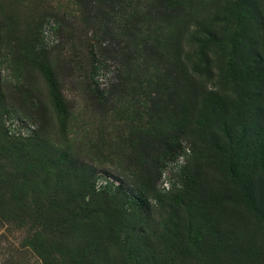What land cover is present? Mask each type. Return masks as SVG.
I'll use <instances>...</instances> for the list:
<instances>
[{"label": "rangeland", "instance_id": "374dc122", "mask_svg": "<svg viewBox=\"0 0 264 264\" xmlns=\"http://www.w3.org/2000/svg\"><path fill=\"white\" fill-rule=\"evenodd\" d=\"M244 1L0 0L2 125L30 157L27 181L5 198L0 264H43L30 243L43 222L70 226L73 195L126 212L130 239L161 259L264 264V0ZM18 39L43 51L60 107L47 77L18 58ZM48 159L58 178L44 183ZM234 159L249 164L245 187ZM193 227L207 235L199 252H165ZM76 228L65 248L124 264L102 216Z\"/></svg>", "mask_w": 264, "mask_h": 264}, {"label": "trees", "instance_id": "16d2710c", "mask_svg": "<svg viewBox=\"0 0 264 264\" xmlns=\"http://www.w3.org/2000/svg\"><path fill=\"white\" fill-rule=\"evenodd\" d=\"M241 1L245 2L244 0ZM123 22H127V19H124ZM139 24L140 20H137V25ZM1 28H3V26H1ZM134 29H136L135 26L129 30ZM35 48L37 47L34 45V42L18 39V44L16 46L18 58L20 60H24L25 64L28 63L31 66L37 67L41 73L47 77L53 100L57 106L60 107L61 94L58 89L55 74L53 73L51 67L48 66L46 62L42 61L44 56L43 51H40L38 54H36L37 49ZM5 105V97L0 85V221L5 220V198L11 193L10 183L26 182V175L29 174L30 165L29 153L25 151L26 147L29 146L27 140L12 139L11 137L7 136L6 133H4L2 116L4 112H6L4 111ZM230 155H234V153L230 152V149L228 148L225 156H228L227 158L229 159ZM234 161H236L235 164H238V168L236 172L232 169V179H235L239 185L245 187V184L248 183L246 179V170L248 169L249 164L245 163L246 161L241 159H234L233 162ZM44 166L45 167L41 169L39 168L38 171V176L42 174L45 175L41 179V182L45 183V181L50 177L55 179L58 178V175L55 173V169L59 167L58 163L55 164L50 161V159H48ZM21 167H23V170L25 171L22 177L16 174L19 172ZM257 185L259 186V190L264 192V176L260 173L257 175ZM262 192L261 194L263 195L264 193ZM89 193L90 194H88V196H91L93 191L91 190ZM56 196L57 193H50L48 197V205L50 209L59 207L57 203H54ZM98 196L100 197V194H98ZM247 200L249 202H253L254 199H251L250 196H247L245 198V202ZM93 205L94 204H92L90 201L79 199L76 195H73L72 199L67 204V215L65 219V223L70 224V226H54L52 230L47 231L45 228V223H42V229L36 233L34 242L30 243V248L39 254L43 264H89L85 263L84 261L90 256V248H88L87 251L83 246L78 248L76 247V249L72 247L65 248L67 244L64 243L62 239H64V237L70 238L76 233L75 230L77 229V226L79 227L81 225H87L88 223L90 224L92 218L94 217L95 219L98 216L103 217V220L108 227L107 233L105 232V237L107 234L108 238L106 239L109 241L111 237V242L122 255L124 264H178L167 259H161V250H159V248H153V246L151 244L149 245V243L142 245L134 244V242L130 239V232L133 229H131L129 226L128 215L126 212L121 210L118 212L119 214H117L114 211H110V208L106 205L96 207ZM45 220L46 218L44 221ZM98 232L101 234L100 230ZM44 235H50L52 237V241L58 239L61 240L59 247L56 245V243L53 245H46L45 243L47 239L44 237ZM179 236L186 238L187 243L185 242L182 245L177 235L180 243L178 245L179 247L177 246V249H165V252H181V254L193 251L199 252L200 239L207 235L203 228L193 227V229L183 230ZM125 240L127 241L124 242ZM52 255L54 257H52ZM67 256H69V259L66 258Z\"/></svg>", "mask_w": 264, "mask_h": 264}]
</instances>
